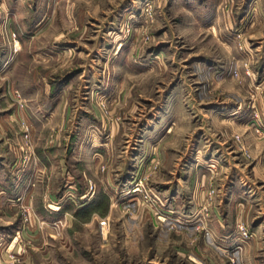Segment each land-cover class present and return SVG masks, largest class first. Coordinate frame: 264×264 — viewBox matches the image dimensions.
Wrapping results in <instances>:
<instances>
[{
    "label": "rangeland",
    "instance_id": "374dc122",
    "mask_svg": "<svg viewBox=\"0 0 264 264\" xmlns=\"http://www.w3.org/2000/svg\"><path fill=\"white\" fill-rule=\"evenodd\" d=\"M0 264H264V0H0Z\"/></svg>",
    "mask_w": 264,
    "mask_h": 264
}]
</instances>
